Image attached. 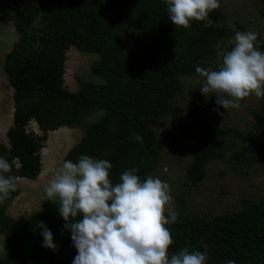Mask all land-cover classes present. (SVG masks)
Masks as SVG:
<instances>
[{"label": "trees", "instance_id": "1", "mask_svg": "<svg viewBox=\"0 0 264 264\" xmlns=\"http://www.w3.org/2000/svg\"><path fill=\"white\" fill-rule=\"evenodd\" d=\"M11 13L18 38L0 57V65L12 88L13 108L0 156L8 159L17 179L38 176L46 132L76 127L85 116L103 110L63 160L75 163L80 155L107 159L113 184L130 168L138 169L136 175L143 181L164 144L151 124L181 112L171 101L178 77L198 75L197 66L207 68L201 59L213 54L216 38L229 34L213 24L218 8L209 13L210 27L194 20L186 29L173 25L165 0H0V23ZM256 45L264 51V39ZM69 46L97 54L90 71L101 82L78 80L73 91L63 85ZM250 114L252 130L264 138V98H258ZM30 121L41 134L28 128ZM133 134H139L142 142H136ZM224 147L201 122L186 168L188 178L200 180L204 165L220 156ZM18 193L17 184V190L0 203V264H72L77 252L70 231L63 228L58 202L42 199L39 210L18 220L6 213ZM178 207L177 221L167 226L173 239L169 255L186 246L204 251L202 245H207V264L228 260L264 264V192L256 199L242 198L236 210L215 213L207 220L197 219L182 202ZM41 221L53 234L55 251L42 247V229L37 227Z\"/></svg>", "mask_w": 264, "mask_h": 264}, {"label": "rangeland", "instance_id": "2", "mask_svg": "<svg viewBox=\"0 0 264 264\" xmlns=\"http://www.w3.org/2000/svg\"><path fill=\"white\" fill-rule=\"evenodd\" d=\"M216 26H223L228 35L213 41L214 52L203 57L201 62L207 68L218 69L222 56L231 50L232 38L237 31H253L258 34L256 44L264 39V0H219ZM13 15L5 14L0 23V57L12 48L18 33L13 27ZM63 85L76 90L78 80L92 83L102 81L90 71V64L97 58L93 52H80L69 46L64 54ZM179 86L172 97V103L181 109L178 115H167L151 124L157 138L164 144L156 166L150 175L158 177L170 186L174 209L180 203L193 211L197 219L207 220L213 214L236 210L242 198L256 199L264 192V138L252 130L250 114L258 98L255 95L240 101L238 108L223 109L215 104L214 97L201 94V77L183 74L178 77ZM12 88L0 65V143H5V130L11 124ZM103 110H95L85 116L76 127L62 126L46 132V139L40 150L41 169L34 179L19 178L18 195L6 206V213L12 218L24 220L28 214L40 209L45 199L44 189L62 166L67 149L84 134L86 126L100 118ZM222 113V115L220 114ZM201 122L209 125L212 134L221 139L225 147L220 156L204 165L203 177L191 181L186 168L198 137ZM28 128L41 134L33 121ZM3 236L0 234V256H3Z\"/></svg>", "mask_w": 264, "mask_h": 264}, {"label": "clouds", "instance_id": "3", "mask_svg": "<svg viewBox=\"0 0 264 264\" xmlns=\"http://www.w3.org/2000/svg\"><path fill=\"white\" fill-rule=\"evenodd\" d=\"M165 3L171 23L185 29L193 20L206 21L210 27L209 13L220 7L219 0ZM257 39L256 32L237 31L218 69L195 68L201 77V94L215 98L214 111L238 108L250 95L264 98V51L257 47ZM133 139L142 142L139 134H133ZM111 168L107 159L80 155L75 163L65 160L44 189L49 202H58L63 228L71 233L77 252L72 264H207V245H202L204 251L186 246L169 255L173 239L167 226L178 219L169 184L151 175L141 181L134 168L125 170L113 184ZM11 173L12 165L0 156V203L17 190V177ZM37 227L42 229V247L55 251L52 232L43 221Z\"/></svg>", "mask_w": 264, "mask_h": 264}]
</instances>
